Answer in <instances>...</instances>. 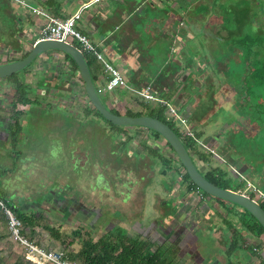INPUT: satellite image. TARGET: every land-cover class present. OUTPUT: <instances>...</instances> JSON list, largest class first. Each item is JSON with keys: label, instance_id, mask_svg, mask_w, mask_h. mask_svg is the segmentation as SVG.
Returning a JSON list of instances; mask_svg holds the SVG:
<instances>
[{"label": "crops", "instance_id": "0c3cea01", "mask_svg": "<svg viewBox=\"0 0 264 264\" xmlns=\"http://www.w3.org/2000/svg\"><path fill=\"white\" fill-rule=\"evenodd\" d=\"M25 1L36 3L38 9L42 8L52 17L65 19L79 12L76 28L97 43L105 60L119 68L127 79L126 86L106 89L108 75L103 64L92 54L83 53L75 41H70L83 53L93 85L108 109L126 115L127 111L145 114L160 103L142 98L136 92L148 87L155 97L174 104L196 133L206 139L211 137L219 122L212 116L222 106L217 104L205 110L212 91L205 90L201 84L205 79L201 65L214 61L219 55L217 49L228 46L226 42L239 31V18L237 27L231 29L215 21L221 13L219 6L226 0ZM251 10L249 6L244 12L248 16ZM5 12L0 28V52L4 58L14 59L17 55L9 56L5 50L18 47L20 37L21 42L26 36L39 39L47 17L41 13L35 15L36 23H30L25 32V20H19V16L9 10ZM2 34L7 37L2 38ZM18 77L26 85L28 102L16 103L15 107L11 106L16 99L13 84L0 80V193L5 199L10 182L5 175H10L12 169L23 166L25 160H41L45 154L49 155L47 158L51 153L57 154V158L64 154L67 162L59 165L61 169L57 173L62 185L67 181L75 185L83 175H88L83 170L90 168V175L106 176L110 189L116 183L121 184L133 191L134 197L137 192L148 191L139 196V202L150 197L147 212L150 223L165 231L177 228L180 241L189 246L176 247L173 264H261L264 261V235L255 236L244 230L235 248L228 251L232 232L219 219L214 218L212 223H204L205 228L196 230L182 227L184 214L190 212L186 206L188 193L177 200L164 199L175 172L166 170L158 160L164 139H155L151 131L141 125L120 129L106 126L86 96L76 64L65 53L54 51L40 56ZM223 110L229 115L221 122L235 115L228 107ZM168 118L165 116V120ZM226 136V133L220 136L223 143L227 142ZM157 141L160 144H156ZM89 155H95L97 160L86 164L83 161ZM137 157L143 161L139 162ZM238 160L249 174L258 172L250 157L238 156ZM5 161L15 162L5 165ZM5 167L8 171L3 173L1 170ZM34 167L41 170L45 165L37 161ZM119 177H122L120 182ZM245 238L257 246V252L251 251Z\"/></svg>", "mask_w": 264, "mask_h": 264}, {"label": "flooded vegetation", "instance_id": "af4514ba", "mask_svg": "<svg viewBox=\"0 0 264 264\" xmlns=\"http://www.w3.org/2000/svg\"><path fill=\"white\" fill-rule=\"evenodd\" d=\"M5 3L8 4L7 1L0 0V28L5 20L4 16L6 15V10H4ZM259 12H262L264 15V6H262V10H259L255 14L252 21L253 24L257 25V34L255 37H252L249 32L242 36L240 35V31H237L235 35H232L236 37V39L233 37L230 42H226L228 46L217 49L219 55L214 61L209 60L201 65L205 79L202 80V83L201 81L199 82L204 86L205 90L212 91L210 104L209 106L207 105L205 110L207 111L217 104L219 105L217 97L220 90V82L225 81L228 85L233 84L234 87H236L235 83L238 82L239 86L236 88H241L239 92L240 99L234 101L236 103H231V108L235 111V115L223 122L218 120V116L215 117L219 122L211 137L206 139L194 131L188 118L180 113L171 102L166 101L170 106L158 102L159 105H155V108H161L164 117L166 116L168 118V116H170V118L164 122L177 134L181 144L189 153L194 166L200 170L206 179H208L206 176L209 175L210 172H214L213 175L218 180L227 182L226 187L208 179L209 181L219 187L243 193L264 208V186L261 184L262 181L264 182V163L257 168V175L253 173V176L249 174L248 169L243 170V164L238 160V156H248L253 161L257 162L256 160H260L264 152V122H260L261 120L259 121V118L252 121V116H258L260 115V111L264 110V86H260L255 82L256 76L259 75V68L264 67V35H262L264 24L262 23L263 25H261L258 21ZM216 20L222 23L221 13L218 14L215 21ZM222 24L224 25V23ZM228 27L230 29L233 28L230 26ZM17 39L19 41V38ZM5 52L7 55L9 54V56L17 55V58L11 59L8 56L4 58L1 56L0 52V64L22 59L27 54L19 47H10L9 50H5ZM218 65L223 66L219 68ZM27 68L28 66L7 76L0 77V80H7L14 86L13 95L16 99L12 101V107H15L16 103L26 104L28 102L26 97V85L24 81L18 77L19 74H24ZM120 72L122 73L121 70ZM217 79L218 82H216ZM223 88L224 87L221 88L222 92L225 89V91H228L227 87L225 89ZM212 94H214V96ZM222 94H225V92ZM91 106L95 114L102 121L104 120L106 126L109 125L115 129L124 127L105 119L92 104ZM170 107L173 108L174 112H171ZM223 109L224 107L222 106L216 114L221 115L224 111ZM110 111L119 114L117 111ZM128 112L130 111L126 112L127 115H130ZM236 114L245 118L246 125L242 126L239 124V126H237L239 120L236 119ZM262 116L264 120V114H262ZM232 124L234 125L232 126ZM241 127H246L245 129L247 130L253 129V132L245 131L239 139L236 133ZM148 129L155 139L160 137L164 139L160 134L156 135L155 130ZM222 133L227 134V142H222L220 137ZM258 134L263 137L262 141H260L259 144L252 143L253 141L251 138L258 136ZM234 140L236 142H234ZM164 141V144H161L162 146L159 147L161 153L159 152L157 155L158 160L161 162V165L165 166L166 170L175 171L171 177V188L168 194L165 193L164 199L167 201L177 200L181 195L188 193V195H186V197H188L186 206L190 209V212L184 214L185 217L182 227L196 230L195 228H205L206 225L204 223H212L216 220L214 218L219 219L224 222L227 228L232 232L231 236L233 238L231 237L232 242L227 248L228 251L235 248L236 241L241 239L240 236H242V231L244 230L255 236L264 235L263 226L246 209L234 202L220 198L199 188L188 175L187 169L182 164L177 153L174 152L173 148L165 139ZM145 142L147 143V140H145ZM156 144H160L159 141H157ZM256 146L260 149V157L254 154L256 152L253 149H255ZM138 159L139 162L143 161V158ZM32 162L36 164L35 161ZM84 163L88 164L87 161ZM156 165L157 164H155V166ZM254 165L256 164L254 163ZM87 170H90V168ZM163 171L165 172V170ZM89 172L90 171H87L88 175H83L81 180H77L75 185L70 183L60 185L58 190L47 191L49 193L43 192V198H37L36 195V197H34L35 200L33 199L34 202H32L33 206L45 209L47 215H49V211H51L62 220L81 222L90 227L93 226L94 228L100 223L103 224L106 222L107 224H112L113 226L107 229V232L111 231L116 226H120L124 228L125 234L128 237H137L140 240L149 241L152 243L151 247L162 250L171 259V264H173V252H175L176 247L182 244L189 247L185 241H180L177 228H170L169 231H165L160 230V228L152 222L150 223L151 219L147 214V212H149L148 204L150 202V197L148 196L146 198L147 200H143V198L139 202V196L141 194H148L146 189L142 192H137L134 197V192L124 187L123 189H125V191H123V193L119 191L121 194L119 193L118 199H115L110 192L112 191L113 193L114 191L116 193V190H119V186L118 188L113 186V189H110L109 181L105 178L106 176H104L105 179L103 177L98 178L94 175H90ZM259 177L261 178L260 180L258 179ZM98 180H102L105 184L98 182ZM151 180L154 182V178L151 177ZM184 187H186V189L183 191ZM103 193L106 195L104 196ZM89 196L91 197L90 199ZM97 203L101 204V206L98 207ZM20 206L21 204H19L18 201V204L16 203L13 207L18 210ZM102 206L106 207L105 210L101 209ZM256 222L262 226L263 231H259ZM196 233L199 234L197 231ZM177 239L179 240L176 241ZM245 241L247 243L246 245L251 246L250 249H252V252H257V246L252 244L248 238H245ZM261 264H264V261H262Z\"/></svg>", "mask_w": 264, "mask_h": 264}, {"label": "rangeland", "instance_id": "374dc122", "mask_svg": "<svg viewBox=\"0 0 264 264\" xmlns=\"http://www.w3.org/2000/svg\"><path fill=\"white\" fill-rule=\"evenodd\" d=\"M249 6L251 7L252 10L250 14L247 16V14H245L244 11H246V9ZM262 6H264V0H255V4H252V0L223 1L221 5L219 6L220 12H221V21L227 27L228 26L236 27L238 23L237 22L238 18L240 17L239 18L240 24L238 23L240 35L243 36L244 34H247L249 32L252 37H255L257 34V25L253 24L252 21L254 19L255 14L259 10H262ZM258 21L261 25L264 24V15L262 12L258 15ZM262 35H264V31ZM222 66L223 65H218L219 68H222ZM216 82H218V79L216 80ZM220 84L221 85L219 86L220 90H219V94L217 97V101L219 105L228 107V109L232 110L231 103L232 102L236 103L234 101H237V99H240L239 92L241 91L240 90L241 88L240 89L236 88L237 86H239L238 82L235 83L236 87H234L233 84L228 85L225 81L220 82ZM222 87H224L223 89L227 87L228 91H225L226 90L225 89L222 92L221 90ZM224 92L225 94H222ZM228 115L229 113L223 111L221 115L215 114L214 116H212V118H215L218 116V120H223V119H227ZM236 119L239 120V123L237 124V126H239V124L242 126L246 125L245 118L243 116L236 114ZM236 123H235V126H236ZM233 125L234 124H232V126ZM245 128L241 127L237 131L236 135L239 139L244 134L243 132L245 131L253 132V129L247 130ZM260 134H258V136L256 137L251 138L253 141L252 143L259 144L260 141H262L263 137ZM234 142L236 141L234 140ZM53 147H56V146L54 145ZM253 150L256 152L254 154H257V156L260 157L261 155L259 152L260 149L257 148L256 146L255 149ZM50 155H51L50 158H47V156L49 157V155L45 154L44 156H42L41 160H38L35 158L33 159L34 161L36 162L39 161L40 163H43L45 165V167L41 170L37 169V167L33 168V162L32 161L25 162L26 160L24 161L23 166H19L18 169L17 168L12 169L13 173L11 172V174L8 175L9 179L11 180L7 186V190L5 191V194L8 199L6 198L4 200L5 201L8 200L7 203H9L10 205L13 202L15 204L16 203L18 204L16 200L19 197L18 201H19V204H21V206L18 209V211L20 213L23 212V214L28 219H31L30 221H27L25 225V230L26 231L28 230V235L31 236L32 240L35 243H37L38 245L44 246L46 249H56V250H61V251H63L62 249H65L66 251H72L74 252V254H77L79 251H81V249L85 247L86 239L88 238L96 239L100 235H104L105 233H107V229H110L111 226L113 225L107 224L105 222L103 224L101 223L98 224V226L96 225V228H94L93 226L90 227L86 225L85 223H81V222L78 223V222H74L73 220L72 221L62 220L60 217L56 216L55 213L51 211H49L50 213L49 215H47L45 209H41L39 207L33 206L32 202H34L35 200L34 197H36V195H37V198H43L44 196L43 192H47L50 190H58L60 185H62L60 181L61 178L57 175V173L61 169L59 165L61 166L62 163H64L65 165L67 160H64L65 158L64 154H59L58 158H57V154L51 153ZM40 157L41 156H39V158ZM96 160H97V157L95 155L93 157L89 155V157L84 162L87 161L88 164H90V162H94ZM13 162L15 161H10V164L11 163L13 164ZM262 163H264V152L262 153L260 160L255 162L257 168H259L262 165ZM4 164L10 165L9 162L7 161H5ZM2 169H4V171L1 170L3 173L8 171L6 167ZM83 171L87 172L89 170H83ZM121 180H122V177H119L118 181L120 182ZM98 182L103 183L102 180L101 181L98 180ZM14 183H16L15 186H14ZM66 184H69V181H67ZM261 184L264 186L263 181L261 182ZM120 185L121 184H117V183L115 185L117 188L119 186V190H116L117 194L114 191L113 193L112 191L110 192V194H112L113 198L115 199H118L120 192L123 193V191H125V189H123L124 186H120ZM96 186H97V182H96ZM103 195L105 196L106 194L103 193ZM90 198L91 197L89 196V199ZM97 205L98 207L101 206V204H98V203ZM105 208H106L105 206H102L101 209L105 210ZM47 227H53L55 230L59 231V233L61 234V239H63V241L54 238L49 233V230ZM76 231H79V234H75ZM35 260L36 259H33V260L27 259L24 255V248L18 243H15L13 241L7 219L5 215L3 214V212L0 210V264H45L47 263L44 261H41V262L38 261L39 262L38 263Z\"/></svg>", "mask_w": 264, "mask_h": 264}, {"label": "water", "instance_id": "95a60500", "mask_svg": "<svg viewBox=\"0 0 264 264\" xmlns=\"http://www.w3.org/2000/svg\"><path fill=\"white\" fill-rule=\"evenodd\" d=\"M5 1H7L8 4L5 3L4 10H9L13 15L19 16V20H25L23 25H26L25 32H27V28L28 26H30V23H36L35 15L39 14L37 12L38 7H36V3H32V5L30 2H26L25 0ZM6 37L7 36L2 34V38ZM18 47L23 49L25 54L27 53L26 56L13 62L0 64V77H4L13 72L24 69L30 64L37 62L40 56H44L45 54L48 55L49 52L60 51L69 55L73 59L79 71L81 79L84 83V89L88 100L105 119L117 125H141L158 132L170 144L174 152L177 153L182 164L186 167L188 175L199 188L210 194L240 205L241 207L246 209L252 216H254L264 228V208L247 197L245 194L227 188L219 187L206 179L202 175L200 170H198L194 166L189 153L181 144L177 134L167 123L156 117L145 114L131 116L111 112L110 109H108L106 105L101 101L100 96L93 85L86 59L83 53L75 45L71 44L70 42L52 39L39 38L32 40L28 39L26 36V39L23 42H21V37L19 38ZM123 78L127 84V79L124 75ZM5 176L4 177L6 178V180H11L9 179L8 175Z\"/></svg>", "mask_w": 264, "mask_h": 264}, {"label": "built area", "instance_id": "2783aa9c", "mask_svg": "<svg viewBox=\"0 0 264 264\" xmlns=\"http://www.w3.org/2000/svg\"><path fill=\"white\" fill-rule=\"evenodd\" d=\"M37 12L47 17V23L42 28L40 34L41 39H52L65 42H70L71 40L75 41L83 53L92 54L103 64V70L108 75V79L105 83L106 89H112L117 86H126L122 73L117 67H114L111 63L105 60L99 50V45L94 43L86 34L76 28L75 20L78 18L79 12H76L65 19L49 16L42 8L37 9ZM136 92L145 99L156 100L162 104L170 106L165 100L152 95L148 91V87L142 90H136ZM170 110L171 112H174L172 107H170ZM0 210L7 219L13 241L24 248V255L27 259H36V262L44 261L49 264H83L71 260L68 255L61 250L46 249L44 246L35 243L28 236L20 218L14 214L12 208L2 198H0Z\"/></svg>", "mask_w": 264, "mask_h": 264}, {"label": "trees", "instance_id": "16d2710c", "mask_svg": "<svg viewBox=\"0 0 264 264\" xmlns=\"http://www.w3.org/2000/svg\"><path fill=\"white\" fill-rule=\"evenodd\" d=\"M66 56L71 60L72 58L66 54ZM255 82L258 85L264 86V67L259 68V75L256 76ZM130 115H139L141 112H128ZM145 114L158 117L159 119L165 121L163 116L162 109L151 108L145 112ZM264 110L260 111V115L252 116V121L258 119L260 122H264L263 116ZM257 120V122H258ZM155 134L159 133L155 131ZM211 173V174H210ZM206 177L223 186L226 187L227 182L218 180L210 172ZM0 198L5 199L4 195L0 193ZM6 202H8L6 200ZM11 208L14 214H16L25 228L28 219L23 212H19L15 207L7 203ZM256 226L259 231H263V228L260 224L256 222ZM49 233L56 239L63 241L61 239V234L59 231L55 230L53 227H47ZM28 234V230L26 231ZM75 234H79V231H76ZM30 238L31 236L28 235ZM32 239V238H31ZM70 243V242H68ZM152 243L149 241L140 240L139 238L128 237L125 234L124 228L116 226L111 231H108L104 235H100L96 239L88 238L86 239V244L81 251L77 254H74L72 251H66L62 249L71 260L79 261L83 264H171V259L166 253L162 250L151 247ZM47 264V263H45Z\"/></svg>", "mask_w": 264, "mask_h": 264}]
</instances>
